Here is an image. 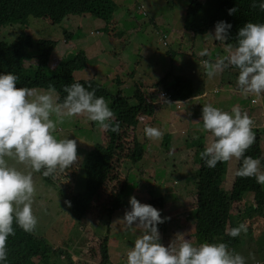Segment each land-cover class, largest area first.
<instances>
[{"label":"rangeland","instance_id":"1","mask_svg":"<svg viewBox=\"0 0 264 264\" xmlns=\"http://www.w3.org/2000/svg\"><path fill=\"white\" fill-rule=\"evenodd\" d=\"M113 1L117 6L113 15L106 19L94 17L84 11L64 12L59 15L57 20L43 16L42 18L29 17L22 23H16V21L1 23L0 42L10 45L12 43L19 44L24 40L25 44L33 45L32 47L24 46L22 49L25 55V67L34 64L38 58L48 54L46 67L50 75H54L59 69L57 59L65 52H70L69 57L74 56V58L70 64L72 78L67 81L68 85L80 79L89 80L95 77L99 83L107 86L103 75L120 68L122 80L118 82V85L119 89L124 92L160 82H162V86L172 92L178 93L190 89V98L179 112L190 109L193 113H197L198 118L187 120L179 117L174 122V116H171L169 111L158 114L163 122H169L168 128H163L157 119H154L152 125L145 126L148 121L144 117L135 119V122L132 120L131 125L124 122L127 131L126 151L119 168V174L115 176V179L118 178V180L116 183L113 182L115 185L111 192L114 195L124 180L127 181L128 189L120 209L111 213L113 205L109 201L102 204L97 200L96 202L90 201L85 206V200L89 198L87 197L89 189L93 190L92 184L87 180L75 179L70 182L71 179L59 176L53 180L52 188L42 192L44 196L48 191L51 193L50 205L46 210L47 216H43L49 232H43L41 226L37 232L38 238L45 239L52 247L60 246L64 255L66 249L70 254L75 255L78 261L86 259L98 263L100 261L98 252L100 241L96 245L89 241L92 236L93 238L102 237L108 225L111 229L119 231L117 233L114 231V234L110 236L112 245L117 241L118 243L114 247L118 248L108 244L111 255L109 264H126L127 251L134 246L139 233L136 231L138 227L135 225L128 227L122 221L125 212L131 210L130 197L134 196L140 203L145 204L154 198V195L163 196L167 201L162 208L163 213L166 215L170 211L173 212L170 218L173 225L176 221L179 225L184 226L187 222L186 218H191L190 213L196 207L197 190L194 182L186 183L185 181L187 178L195 176L200 152L204 150V147L200 146V144H204L202 140L204 133L201 131L202 122H197L201 120L203 105L211 104L229 112L233 106L238 105L255 121L253 132L259 135L260 140L256 148L257 151L260 150L264 158V94L260 97L242 95L236 84L238 71L233 67L225 69L213 78L206 75L203 85H196L190 72L192 69L198 68L200 64L198 55L205 49L209 53L206 56L208 60L214 61L217 56L226 55L228 39L225 43L213 39L211 36L215 34V26L212 25L195 22L194 27L186 28L185 16L182 11L183 7L187 8L190 0ZM217 4L214 0H207V3L204 4V15L215 12L214 7ZM136 5H142L148 13V17L139 14ZM128 29L132 30L129 32L130 45L128 41H125ZM21 33L25 35V38L21 37ZM36 40L40 47L44 46L46 52H41L37 45H34ZM45 42H47V47ZM119 43V48L122 44L123 48L119 54H113L119 49ZM108 56L111 59L110 65L106 63ZM187 56L192 58L187 60ZM121 59L125 62L122 67L120 66ZM200 70L202 71V69ZM6 73L9 72L3 71V74ZM64 86L55 87L56 96L63 91ZM162 86H158L157 90ZM34 89L40 93L47 91L39 88ZM204 90L206 93L203 92ZM213 90L216 93H213ZM162 91V93L157 91L147 94L145 105L148 107L150 105V111H145V108L141 107V98L137 100L132 109L148 118L153 117L155 112L151 104L165 102L170 109H174V106H171L173 94L171 95L165 89ZM139 95L136 94V96ZM124 97L132 105L134 95L125 93ZM128 111L127 108L126 113ZM138 114L131 116L134 118ZM91 123L86 117L77 116L58 126L55 133L58 139L69 138L77 141V155L81 162L84 161L86 154L79 152V145L89 149L91 144L103 142V135L96 128L91 130ZM145 127H154L160 130L163 133L162 139L148 138L145 135ZM190 129L194 132L191 135H189ZM168 130L174 134L166 136ZM209 135L205 142H208ZM164 137L167 138L165 144H163ZM134 143H141L145 152L142 161L137 163L130 160ZM236 162L235 159L227 162L228 171L224 181L225 186H223L226 191L231 189ZM192 170L194 172H191ZM248 182L250 184L253 182L254 188L257 187V191H262L264 194V186H260L262 188L260 190L254 178ZM61 184H65V187H62ZM149 187L151 188L149 189ZM64 196L74 200L76 209L85 210L79 221L71 219L66 212L62 203ZM258 197L259 194L254 189L248 191L244 195L243 201L235 205L231 219H234L238 212L243 211L244 205H247L250 210L257 209L258 204L255 198ZM156 209L159 210V208ZM51 213L55 216H52ZM237 219L247 225L248 231L246 234L241 233L240 236H237L235 248L231 247L230 249H234L235 252L244 256L246 264H264V209L259 214L253 215L252 219H248L245 212H242V215ZM97 220L102 223L98 225ZM163 226L164 223H160L157 228L160 233L159 242L165 247L177 239L178 235H182L184 239H190L191 242L194 241L193 237L187 238L181 231H167L162 234ZM127 228L130 231H125ZM65 230L69 232L67 236H65ZM36 231L37 229H35ZM86 243L95 246L88 248L86 253L84 250L78 251V248L85 247ZM193 245L198 246L195 243ZM249 253L254 254V260L249 257ZM47 254H49V264H65V261L60 258V251H47ZM81 254L84 255V258Z\"/></svg>","mask_w":264,"mask_h":264},{"label":"clouds","instance_id":"2","mask_svg":"<svg viewBox=\"0 0 264 264\" xmlns=\"http://www.w3.org/2000/svg\"><path fill=\"white\" fill-rule=\"evenodd\" d=\"M191 1L192 0H190V3ZM199 1L203 4L207 3V0ZM190 3L187 8L183 7L182 14L184 16H186ZM137 7L139 14L148 17V13L142 5H136V8ZM251 7L254 9L258 7L260 11L264 12V0H261L258 5L253 3ZM203 9L199 12H195L192 17L195 18L196 22L202 25L214 26L210 24L213 20V13L204 15ZM238 10V8L233 7L228 10V14L233 15ZM16 23L18 22L16 21ZM185 26L186 28L188 27L187 25ZM231 27V24L219 21L215 25V34L211 37L219 42L225 43L228 38V30L231 29ZM131 31V29H128L125 34V41H128L129 45L131 43L129 32ZM120 43L118 44V48ZM122 43L124 44V42ZM123 44L113 54H119L120 50L123 48ZM15 45L20 48L21 52L24 46H33L25 44L24 40ZM34 45H37V40ZM45 45L47 47V42H45ZM8 52L10 54L12 53L11 51ZM226 52V55L217 56L214 61L208 60L206 57L209 55L207 49L202 51L200 55L197 54L200 59V64L198 68H194L190 72V75L196 81V85L202 86L206 75L209 78H213L217 74L222 73L225 69L233 67L238 70L236 84L242 95L260 97L264 94V23L247 22L239 29L235 44H227ZM70 54V52H65V54L57 59L58 63L61 59H64V56H70ZM44 56L48 58V55ZM69 58H71L69 63L71 69L70 64L74 56ZM191 58V56H187V60ZM39 60L40 58H38L34 64L29 65L28 68L34 67L36 69L39 66ZM24 61L25 55L22 60L23 65ZM106 63L109 65L111 63L109 56ZM124 63V60L121 59L120 66L122 67ZM200 69H202V71ZM3 71H8L9 73L3 74ZM3 71L0 72V262L7 261V240L9 236L15 235L13 228V223L15 222L16 225L25 232L36 235L35 238L42 250L41 255H39L40 257H45L48 260L49 254H47V251H60V258L65 261V264H85L86 262L94 264L86 259L85 261H78V258L70 254L66 249L64 255L62 253L63 249L60 246L52 247L45 239L37 237L38 229L41 226L43 232H49V229L45 226V219H43V216H47L46 210H48L47 207L50 205L49 198L51 193L48 191L46 196H44L43 193L36 196V187L34 183L38 182V177L35 173L52 181L56 180L59 176L65 177V175H71V181L75 179L87 180V178H98L100 174L91 176L89 173L90 167L86 165V156L88 152L92 150L91 148L94 144H91L89 149L80 145L78 146L79 152L86 154L84 161L81 162L77 155V141L69 138L58 139L55 135L58 126L63 125L74 117L82 116L92 122L91 130L96 128L99 132L100 129H102L118 133L120 125L118 122H115L116 116H114V112L110 109L117 108L112 107L113 102H117L118 105L124 103V111L126 112L127 108L129 109L125 118L130 117L133 120L131 115L138 114V111H134L132 108L135 106L138 98L142 97V101H140L141 107H144L145 111H150V105L149 107L145 105L147 94L157 91L162 93L164 86H162V82H160L159 84L145 85L136 90H125L124 92L119 89L118 85V82L122 80V74H120L121 69L116 68L114 71L115 73L108 72L105 75L99 74L104 76L107 86L99 83L95 77L84 80L93 82L92 85H88V88H91V86L94 88L91 91H89L84 84L78 82L83 79L70 85H65L63 91L67 95L62 102H58L59 94L57 96L55 95L56 90L54 85L49 84L48 89L39 88L47 90L43 93L37 92L34 89L36 87L31 89L27 87L21 88L19 87L21 85V80L14 71L10 68ZM158 86H162V88L157 90ZM96 89L102 91V95L99 97L95 95ZM217 91H219V89H217ZM203 92L206 93L205 90ZM212 92L216 93L215 90ZM125 93L134 95L132 105H130L127 98L124 97ZM136 94L140 95L136 96ZM179 95L173 92L171 106H174L175 110L170 109L165 102H159L151 104L155 111L153 117L148 118L144 114L139 113L137 117L134 118H146L148 122L145 126L152 125L154 119H157L162 124L163 128H168L169 122H163L162 118L158 116L161 112L170 111L169 113L171 116H174V122H176L179 117L187 120L198 118L197 113H193L190 109L179 112L183 105L189 100V98L179 100ZM155 107L158 108L155 109ZM124 122L131 125L128 121H123V124ZM197 122H202L201 131L204 133V138H202L204 144H200V146H203L204 150L200 152V158L205 162L207 167L214 168L218 163L229 162L233 159L237 161L242 160V165L237 172L235 167L236 175L241 178L255 177L256 182L264 186V172L260 170L261 160L254 159L251 156H245L247 150L255 142V134L253 132L255 121H253L246 112H243L238 105L233 106L229 112L214 107L211 104H205L202 108L201 120ZM124 131L123 158L126 151V128H124ZM144 131L145 135L150 139H162L163 133L157 128L145 127ZM175 132H177V130H175ZM193 133V130L190 129L189 135ZM173 134L174 132L170 130L166 132V136ZM208 134H210L208 142H205ZM165 137L163 138V144L167 143V138ZM138 144L142 148V157L140 159V161H142L145 152L143 151L142 144ZM135 146L136 143H134L132 148L130 156L131 162ZM195 150L197 149L195 148ZM119 171L118 169L116 175L119 174ZM227 171L228 167L226 166L223 175L222 189L223 186H225L224 181L227 176ZM191 172H194V170ZM189 178L186 179V183L191 182L188 180ZM117 180L118 178H114L113 182L116 183ZM234 180L235 175L233 181ZM114 183L108 190H105L107 201L111 202L113 205L111 213L122 207L128 189L127 181L124 180L118 191L113 195L111 192L115 185ZM232 185L233 182L231 188ZM61 186L65 187V184H61ZM150 188L151 187H149V189ZM158 198H163V196L154 195V198H151L148 202H145V204L140 203L134 196L129 199L131 210L125 212L122 221L128 227L134 225L138 227L136 231L139 233L135 239L134 246L127 251L126 264H246L244 256L235 252L234 249H230L228 244L222 242L202 243L198 246H194V243L191 242L190 239H184L182 235H178L177 239L173 240L169 246L165 247L162 245L159 242L160 233L157 228V225L160 223H164L162 234H165L167 231H181L187 238L193 237L196 227V208L190 213L191 218H186L187 222L184 226H182V224L179 225L176 221L173 225L170 219L173 212L170 211L166 215L163 213L162 208L167 201L159 205L156 202ZM62 203L70 218L74 221H79V218H81L85 210L76 209L74 200L67 196L62 198ZM245 206L246 205H244V208ZM156 208H159L160 211ZM244 211L245 209L238 212L236 216L242 215ZM51 215L55 216L53 213H51ZM236 216L234 219H231L230 216L235 227L226 229L227 235L232 238L240 236L241 233L246 234L248 231L245 223H240L239 226L236 227L238 218H236ZM97 222L98 225L102 223L99 220H97ZM35 229H37L36 232ZM114 231L116 233L119 232L117 229L113 230L107 225L105 234L102 237L93 238L92 236L89 242H94L96 245V243L100 241L99 252L105 240H107V245L109 243L112 245L110 236L114 234ZM125 231H130V229L127 228ZM68 234L69 232L65 230V236ZM177 240L179 241L178 243ZM116 243L118 242L115 241L112 246L114 247ZM95 245H88V243H86L85 247H79L78 251L84 250V253H86L88 248L94 247ZM81 256L84 258L83 254H81ZM40 257L34 258L33 263L38 264ZM249 257L253 260L255 259L253 253H249Z\"/></svg>","mask_w":264,"mask_h":264},{"label":"trees","instance_id":"3","mask_svg":"<svg viewBox=\"0 0 264 264\" xmlns=\"http://www.w3.org/2000/svg\"><path fill=\"white\" fill-rule=\"evenodd\" d=\"M131 2L133 0H130ZM216 7H214L213 20L210 24L216 25L219 21H224L231 24V29L228 30V44H235L237 34L240 28H242L247 22L264 23V12L259 8H252L251 5L256 3L257 5L261 0H214ZM117 4L113 0H0V24L9 23L11 21H17L22 23L27 18H41L48 16L51 20H57L59 15L66 12H82L86 11L91 13L94 17L106 19L113 15ZM204 7V4L199 0H192L185 16V24L187 26H194L196 20L193 18L195 12H199ZM236 7L239 10L233 15L228 14V10ZM150 22V20H149ZM24 33V32H23ZM21 37L24 35L21 33ZM20 40V39H19ZM37 47L41 52L47 50L44 46ZM8 51H11L10 54ZM48 55V54H46ZM24 58L20 48L15 44L6 45L0 42V72L10 68L16 73L20 80L21 85L19 87L27 88H44L48 89L49 84L56 86L68 85L67 81L71 78V69L69 67V56H64V59L59 61V69L54 75H50L46 62L48 58L45 56L40 58L39 66L24 67L22 60ZM235 69V68H234ZM237 70V69H235ZM238 71V70H237ZM86 88L89 84H93L92 81H78ZM94 89L92 86L88 88L89 91ZM164 89L173 94L172 91ZM179 95V92H175ZM67 94L61 91L58 95V102H62ZM95 95L99 97L102 95V91L96 89ZM191 91L186 89L180 92L179 100L190 98ZM104 97V95H103ZM142 97H139L140 99ZM110 108L116 116L115 122L120 125L119 132H112L111 130H102L104 137L103 143H96L91 148L86 156V165L89 166V173L91 176H97L98 178H87L93 186V190L89 189L85 200V205L90 201L96 202V200L102 204L107 201L106 189L112 186V182L117 174V170L121 167L123 161L122 149L124 145V124L123 121L132 122V119L125 118L127 113L124 111V103L120 105L117 102H113ZM125 118V119H124ZM135 122V118H133ZM259 135L255 133V142L247 150L245 156H251L254 159H260V169L264 170V158L260 154V150L257 151V145H259ZM142 157V148L139 144H136L132 154V162L137 163ZM198 170L195 176L190 177L188 180L194 182L195 189L197 190L196 209H195V233L193 234L194 243L200 245L201 243H226L229 248H235L237 242L235 238L227 235L226 229L234 228L235 224L230 219L231 213L235 208V205L242 202L243 197L248 191H256L259 194L258 198H255L258 208L250 210L248 206H245V213L248 219H252L253 215L259 214L264 209V194L257 191V187L254 188V183L248 182L249 178H241L236 175L237 170L242 165V160L237 161L235 180L233 181L232 188L229 192L222 189V183L224 178V171L227 166V162L218 163L214 168L206 166L205 162L198 158ZM38 177L36 187V196L49 188H52L53 181L48 180L46 177ZM71 175H65V178L70 180ZM256 181V179H255ZM71 182V180H70ZM259 185V189L262 190ZM66 190V188H65ZM106 194V195H105ZM35 196V197H36ZM95 198V199H94ZM157 204L162 205L165 203L163 198L157 199ZM241 216V215H240ZM239 217L238 215L236 218ZM244 218V217H242ZM236 222V221H235ZM242 221L237 219L236 224H240ZM237 227V226H236ZM15 235L9 236L7 240V261L0 262V264H34L33 259L40 257L41 246L37 243L36 235L25 232L16 223H13ZM100 261L99 264L110 263V252L108 250L107 240H105L99 250ZM94 263V264H98ZM38 264H49V261L45 257H40ZM85 264H91L86 262Z\"/></svg>","mask_w":264,"mask_h":264},{"label":"crops","instance_id":"4","mask_svg":"<svg viewBox=\"0 0 264 264\" xmlns=\"http://www.w3.org/2000/svg\"><path fill=\"white\" fill-rule=\"evenodd\" d=\"M158 107H155V109H157ZM228 190V189H227Z\"/></svg>","mask_w":264,"mask_h":264}]
</instances>
